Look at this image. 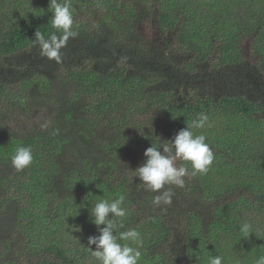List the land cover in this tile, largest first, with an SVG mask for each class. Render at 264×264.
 Masks as SVG:
<instances>
[{
	"label": "trees",
	"instance_id": "1",
	"mask_svg": "<svg viewBox=\"0 0 264 264\" xmlns=\"http://www.w3.org/2000/svg\"><path fill=\"white\" fill-rule=\"evenodd\" d=\"M67 2L90 23L73 26L57 62L35 42L37 31L62 34L50 0H0V264H99L67 234L97 228L91 208L120 196L119 231L141 234L139 264L216 255L255 264L264 255V0ZM201 113L211 126L191 130L206 136L214 162L156 206L158 193L133 171L153 142L174 140ZM21 146L34 160L17 171Z\"/></svg>",
	"mask_w": 264,
	"mask_h": 264
},
{
	"label": "clouds",
	"instance_id": "2",
	"mask_svg": "<svg viewBox=\"0 0 264 264\" xmlns=\"http://www.w3.org/2000/svg\"><path fill=\"white\" fill-rule=\"evenodd\" d=\"M50 10L53 13L52 27L62 34L58 36L53 33L46 38L43 33L37 31L35 42L38 43L43 57L60 62L61 49L76 35L72 30L73 14L67 0L63 3L50 0ZM208 119L206 114L201 113L191 125L181 130L174 140L162 142L159 146L153 142L152 146L146 149L145 162L133 172L148 191L158 193L153 197L154 205H171L174 195L171 186L183 188L186 176L203 175L210 170L214 162V154L206 143V136L195 135L191 130L203 129L206 125L210 127ZM33 160L32 149L23 146L17 147L11 157L12 166L17 171L30 167ZM177 161L183 163L177 166ZM124 199V196L111 201L100 199L91 208L92 222L99 228L100 235L89 237L87 248L99 264H139L141 260L140 248L143 244L141 234L135 229L119 231L124 227L122 218L127 215L126 209L122 207ZM240 232L245 238L249 237L253 233L252 225L244 222ZM91 245H95L96 249L92 250ZM222 262L223 257L219 255L209 257L208 260V264H222ZM255 264H264V255L259 256Z\"/></svg>",
	"mask_w": 264,
	"mask_h": 264
},
{
	"label": "rangeland",
	"instance_id": "3",
	"mask_svg": "<svg viewBox=\"0 0 264 264\" xmlns=\"http://www.w3.org/2000/svg\"><path fill=\"white\" fill-rule=\"evenodd\" d=\"M175 1L177 2L180 0H175ZM73 20H74L73 26L84 25V23L88 25L90 23L88 22V15L84 11H78V13L73 16ZM25 223H29V222H25ZM100 227H104V226H100ZM67 235H68L67 240L77 241L78 243L77 251H84L86 253H83V255L85 254L87 256H90L91 252H88L89 249L87 248L89 247L88 244L89 237H98L100 235V230L98 227L95 229L87 228L86 230L79 229L77 230V232H69ZM90 247L92 250L96 249L95 245H91ZM225 264H229V262Z\"/></svg>",
	"mask_w": 264,
	"mask_h": 264
}]
</instances>
